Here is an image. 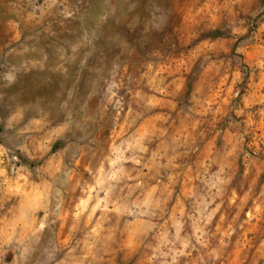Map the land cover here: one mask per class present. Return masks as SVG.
<instances>
[{
  "label": "rangeland",
  "instance_id": "obj_1",
  "mask_svg": "<svg viewBox=\"0 0 264 264\" xmlns=\"http://www.w3.org/2000/svg\"><path fill=\"white\" fill-rule=\"evenodd\" d=\"M0 264H264V0H0Z\"/></svg>",
  "mask_w": 264,
  "mask_h": 264
}]
</instances>
